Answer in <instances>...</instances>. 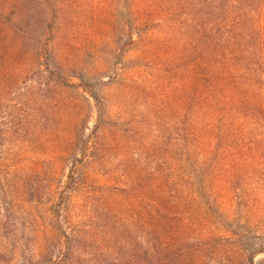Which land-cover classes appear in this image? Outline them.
Here are the masks:
<instances>
[{"label":"rangeland","instance_id":"rangeland-1","mask_svg":"<svg viewBox=\"0 0 264 264\" xmlns=\"http://www.w3.org/2000/svg\"><path fill=\"white\" fill-rule=\"evenodd\" d=\"M149 1L0 0V264H83L78 257L87 244L67 258L59 226L101 240L113 227L120 233L129 215L152 220L146 203L127 198L128 164L120 159L128 152L108 131L117 139L132 133L131 147L159 142L161 159V150L171 151V84L161 77L169 81L171 57L154 52L170 34L159 29L156 14L152 23L143 18ZM155 2V12L171 9V0ZM101 107L105 138L95 153L81 154L83 142L94 140ZM244 111L233 125L203 126L187 203L195 219L191 243L209 233L229 237L226 229L238 227L264 241V107ZM73 153L84 176L69 183ZM158 165L156 174L165 168ZM208 255L210 264L232 261Z\"/></svg>","mask_w":264,"mask_h":264},{"label":"trees","instance_id":"trees-1","mask_svg":"<svg viewBox=\"0 0 264 264\" xmlns=\"http://www.w3.org/2000/svg\"><path fill=\"white\" fill-rule=\"evenodd\" d=\"M152 3L157 5L155 0ZM152 3L149 1L150 9L143 18L152 23L157 20L156 14L159 29L166 37L170 34L154 52L171 57L167 65L169 81L161 76L162 84H171V151L161 150L165 155L161 159L157 157L159 142L131 147L130 142H136L132 133L117 139V131H108L128 152L120 159L121 164H128L124 189H130L127 198L146 203L157 216L153 219L151 211L152 220L145 222L129 215L120 233L113 227L108 230L111 235L101 240L82 236L77 227L63 233L59 226L65 239L63 253L72 258L78 244H87L86 255L78 257L85 258L83 264H210L211 251L215 258L224 254L228 262L232 259L229 264H264V260L254 262L258 254H264V241L259 236L251 239L244 227L226 229L229 237L209 233L189 242L188 231L195 219L191 220L187 213L191 182L198 171L194 155L199 150L197 142L203 137V126L206 132L211 122L233 125L239 114L248 113L244 110L250 105L264 107V0H171V9L163 5L159 12L154 11ZM151 79L159 83L154 75ZM87 92L100 102L92 91ZM106 118L105 108L101 107L94 140L83 142L81 154L85 155L86 150L95 153L99 148L101 138H105L100 135V125ZM72 157L69 183L84 176L79 175L81 168L76 165L80 158L74 153ZM152 159L155 160L150 163ZM143 164H148V172L142 174ZM152 164L165 168L156 174ZM141 183L150 184L149 191ZM111 214L113 221L118 220L116 213ZM205 241L209 245L203 246ZM219 260L222 259L215 261Z\"/></svg>","mask_w":264,"mask_h":264}]
</instances>
